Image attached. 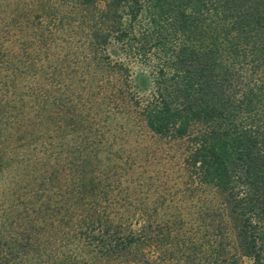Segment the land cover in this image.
<instances>
[{
    "label": "trees",
    "instance_id": "16d2710c",
    "mask_svg": "<svg viewBox=\"0 0 264 264\" xmlns=\"http://www.w3.org/2000/svg\"><path fill=\"white\" fill-rule=\"evenodd\" d=\"M63 4L70 39L85 31L84 60L104 77L96 120L81 89L87 74L76 71L84 60L29 94L27 113L0 108V137H33L37 165L49 167L35 180L36 243L6 244L0 264H264V0ZM119 53L152 62L135 83L145 97L131 92L129 69L111 57ZM136 114L155 135L187 140L177 205L162 194L137 210L125 172L99 170L105 130ZM136 213L139 227L125 226Z\"/></svg>",
    "mask_w": 264,
    "mask_h": 264
},
{
    "label": "rangeland",
    "instance_id": "374dc122",
    "mask_svg": "<svg viewBox=\"0 0 264 264\" xmlns=\"http://www.w3.org/2000/svg\"><path fill=\"white\" fill-rule=\"evenodd\" d=\"M63 6V0H0V108L15 109L17 112L25 110L27 113V108L31 106L29 94L47 88V81L51 78L63 76V73L69 70L66 65L68 61L78 63L84 60L87 52L90 53L91 47L86 51L84 49L85 43H89L84 42L85 31L79 29L70 39L69 16ZM157 53L154 52V55ZM91 57L88 55V59L84 60V70L77 67L76 71L81 75L87 74L88 84L81 86V89L87 94L92 92V97H85L91 105L89 108L92 110V120H96V93L101 86L103 88L104 77L96 73V66L93 65ZM111 57L123 62L129 69L131 92L145 97L144 91L138 90L135 83L141 74L150 76L152 62L147 64L142 59H128L121 53ZM151 58L153 64L157 65V57ZM29 64L35 65L33 71L36 70L41 75L34 77L29 74ZM70 68H74L73 65ZM112 81V85L108 82V88L111 90H107V87L105 90L113 95L115 82ZM123 89L127 91V88ZM113 102L111 99L108 103L112 106ZM94 122L96 131V123L101 124V120ZM123 126L122 131L118 133L105 130L108 150L106 155L98 158L99 162L102 160L99 170L105 175L113 174V167L118 166L125 172L123 186L132 187V192L137 191L133 200H138L137 210L148 201L149 196L153 199L162 194L167 195L166 199L172 200V203L175 201L177 205L185 189L184 161L187 140L155 135L138 114L134 122L130 119L123 120ZM20 137H12L9 134L0 137L2 251H7L6 244L13 245L15 240L25 243L23 238L28 236H31V243L35 244L38 235L35 223L40 217L35 212V180L48 166L37 165L32 151L33 137L28 136L24 140ZM93 162L96 171V156ZM197 199L198 197L194 199L193 204L197 203ZM139 216L137 213L135 216L125 215L124 225L138 228ZM43 233L45 246L42 252H45L50 235L49 228L45 227ZM29 250L30 256L35 258V247L28 244L26 251Z\"/></svg>",
    "mask_w": 264,
    "mask_h": 264
}]
</instances>
